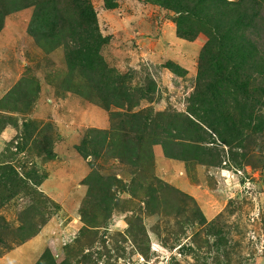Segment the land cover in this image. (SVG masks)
<instances>
[{
	"label": "rangeland",
	"instance_id": "1",
	"mask_svg": "<svg viewBox=\"0 0 264 264\" xmlns=\"http://www.w3.org/2000/svg\"><path fill=\"white\" fill-rule=\"evenodd\" d=\"M162 1L0 0V264H264V0Z\"/></svg>",
	"mask_w": 264,
	"mask_h": 264
},
{
	"label": "trees",
	"instance_id": "2",
	"mask_svg": "<svg viewBox=\"0 0 264 264\" xmlns=\"http://www.w3.org/2000/svg\"><path fill=\"white\" fill-rule=\"evenodd\" d=\"M44 1L54 3L56 0ZM151 1L158 3L164 2L162 0ZM73 2L79 3L80 5L83 4L84 6L89 4V0H73ZM183 2L184 0H182L181 4H185V10L178 12H183L184 14L192 15L205 21L214 31L217 46L221 50L220 54L233 63L236 69L245 70L250 66L249 64H252L247 62L244 57L246 55L243 46H247L248 44L246 42L245 32L252 30L253 35L256 30L255 20L261 9L260 3L255 2L253 8L246 6L240 9V4L231 3L228 0H186V3ZM34 36L38 38L36 35ZM85 39L87 40L86 45L88 47L90 45L89 43L92 44L99 40L95 38L94 34H89ZM245 52L248 55L252 54L249 51ZM48 257H50V254L46 252L37 264H45Z\"/></svg>",
	"mask_w": 264,
	"mask_h": 264
}]
</instances>
